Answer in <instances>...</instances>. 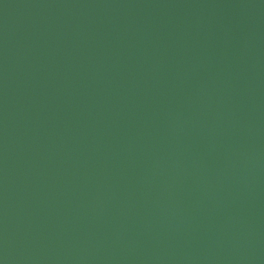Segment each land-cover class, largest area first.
<instances>
[{"label": "water", "instance_id": "1", "mask_svg": "<svg viewBox=\"0 0 264 264\" xmlns=\"http://www.w3.org/2000/svg\"><path fill=\"white\" fill-rule=\"evenodd\" d=\"M0 264H264V0H0Z\"/></svg>", "mask_w": 264, "mask_h": 264}]
</instances>
